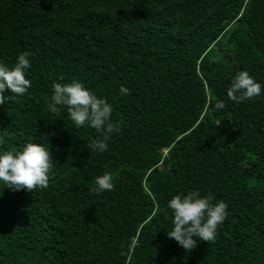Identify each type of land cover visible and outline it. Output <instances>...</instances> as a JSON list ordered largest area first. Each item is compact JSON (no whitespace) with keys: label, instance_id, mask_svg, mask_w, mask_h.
Wrapping results in <instances>:
<instances>
[{"label":"trees","instance_id":"obj_1","mask_svg":"<svg viewBox=\"0 0 264 264\" xmlns=\"http://www.w3.org/2000/svg\"><path fill=\"white\" fill-rule=\"evenodd\" d=\"M24 51L31 87L0 104V152L41 142L54 163L45 189L0 184V264H264V94L227 98L238 71L264 85V0H0V61ZM73 80L122 122L103 154L46 110ZM104 172L114 189L93 191ZM191 189L228 216L189 252L167 202Z\"/></svg>","mask_w":264,"mask_h":264},{"label":"clouds","instance_id":"obj_2","mask_svg":"<svg viewBox=\"0 0 264 264\" xmlns=\"http://www.w3.org/2000/svg\"><path fill=\"white\" fill-rule=\"evenodd\" d=\"M32 56L30 51L21 52L11 67L0 61V104L23 96L31 87V81L26 76L31 68ZM52 89L46 110L55 114L60 107H66L68 117L76 128L89 127L96 131V138L88 142L91 151L100 154L108 151L113 134L122 130V122L113 121V105L79 80L57 82ZM9 90L15 95L6 97L5 92ZM118 91L124 97L131 93L124 85ZM262 94L264 85L247 70L238 71L227 88L228 100L237 104ZM225 106L224 102H220L216 108L221 110ZM53 163L50 145L41 142H27L18 152H0V184L12 190L33 192L37 188L45 189L51 179ZM94 183L96 187L92 190L95 192L111 191L115 187L109 172L97 175ZM167 207L172 213V228L167 236L189 252L196 247L198 239L213 241L219 226L228 216V204L224 200L214 203L212 196L202 195L199 189L178 192L168 200Z\"/></svg>","mask_w":264,"mask_h":264}]
</instances>
